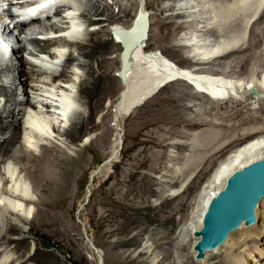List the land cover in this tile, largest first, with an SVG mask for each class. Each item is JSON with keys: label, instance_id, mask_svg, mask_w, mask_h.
<instances>
[{"label": "bare ground", "instance_id": "1", "mask_svg": "<svg viewBox=\"0 0 264 264\" xmlns=\"http://www.w3.org/2000/svg\"><path fill=\"white\" fill-rule=\"evenodd\" d=\"M212 1L202 5L200 0H173L171 8H162L161 13L171 14L156 22L155 45L161 38L171 39L172 44L159 50L145 51L151 37L147 15V37L127 58L123 78L116 75L122 66L123 47L112 32L129 30L139 14H146L148 7L140 0H47L49 5L31 7L35 15L53 16L25 23L60 38L32 41L50 59L29 52L36 58L32 62L25 53L10 64L0 61V264H57L41 260L40 245L25 234V226L38 219L33 207L38 200L16 164L27 162L41 177L46 174L44 183L39 180L43 185H51L54 170L59 168L60 182L55 185L66 189L71 180L76 186L83 174L74 179L72 164L76 168L95 140L104 144L114 132L103 166L98 172V167H88L89 185L107 177L120 160L129 159L125 158L128 151L138 149L135 163L114 181L113 185L120 186L114 192L124 201L132 192L139 195L125 183L134 181V185L137 177L140 187L156 179L149 194L160 200L159 207L151 208L146 205V192L140 193L141 207L156 214L153 225L146 220L147 225L140 227L123 215L126 226L118 225L116 234L139 231L114 242L115 248L126 249L111 255L116 264H264V197L255 208L253 224L241 223L201 259L194 251L199 240L194 233L202 227V215L212 196L223 190L233 172L264 158V9L257 14L264 0H258L252 10L247 0ZM251 22L249 38H237L235 33L225 38L228 28ZM10 43L0 36V54ZM177 53L186 58L184 67L174 59ZM143 108L147 109L134 119L132 133L124 129L121 134L119 126ZM113 120L116 123L111 127ZM102 126L105 129L98 134ZM146 149L153 151L136 157ZM9 154L15 163L4 158ZM166 154V163L155 168L154 161ZM143 168L157 169L154 179L139 171ZM56 199L45 205L47 211L64 212L63 198ZM129 205L125 208L131 210ZM61 212L58 217L65 224ZM41 214L50 215L44 210ZM13 232H19L16 240L9 237ZM67 239L75 263H83L77 239ZM92 253L95 260L101 257L95 247Z\"/></svg>", "mask_w": 264, "mask_h": 264}, {"label": "rangeland", "instance_id": "2", "mask_svg": "<svg viewBox=\"0 0 264 264\" xmlns=\"http://www.w3.org/2000/svg\"><path fill=\"white\" fill-rule=\"evenodd\" d=\"M140 1H141V4L143 6L145 5L148 7L146 13L150 16L149 17V21H150L149 35L151 37H150V40L148 41L149 45L145 46V47H147V49L145 51H147V50L151 51L152 49L159 50V47H163V46L168 47L169 45L172 44L171 39L167 40V39L161 38V40L157 42L158 46L155 45V41H157V38H155V36L159 32V29L156 27V22H160L163 18H167L168 16H170V14H171L170 11H167L165 13H161V9L166 8L168 10L169 8H171L174 5L173 0H140ZM208 1L209 0H206V1L200 0V4H202L203 2L204 3L202 5L208 4V3L209 4L215 3V1L213 2L212 0H210L209 2ZM248 1L250 3L247 5V7H249L251 10L255 9L254 7L257 6L258 0L257 1L256 0L255 1L254 0H247V2ZM194 3H197V1H194ZM250 5L253 6V8ZM263 9H264V2L262 3L261 8L257 14L258 15L262 14L261 11ZM254 18H256V17H254ZM176 22L180 23V21H176ZM251 25H252V22L245 24L246 27L243 25V27H241V28H239V27L234 28V29L230 28V30L228 28L227 29L228 34L225 35V38H227L228 35L230 37H232L233 33L236 34V35L234 34L235 36H237V34H238L237 38H239V37L241 38L242 35L244 38H246V37L249 38L248 33L250 32ZM231 30H232V32H231ZM225 32H226V30H225ZM177 55L176 54L174 55L175 57L177 56L174 59L176 61H181L180 67H184L188 63V62H186L187 61L186 58L180 56L178 53H177ZM115 56H116V54H115ZM220 68H218V69H220ZM216 69H217V67H216ZM236 78L239 79L240 77H236ZM166 91H163V92L165 93ZM146 109L147 108H143L141 110H138L139 112L135 111L131 116L127 117V119L124 121V123L121 124V127L119 126V131H121V134H123L124 129H125L124 131L129 130V134L132 133V129L134 126L133 124H135V122H136V121H134V119L136 120L137 116L139 114H141L142 112H144ZM115 123H116L115 120H113L111 122L110 126L114 127ZM131 127H132V129H131ZM178 128H180V127H178ZM104 129H105V127L102 126V128H100L97 133L101 134V132H103ZM114 137H115V132L110 134L109 137L106 139V141H104L105 145L103 143L100 145L99 144L100 142L98 141L99 143H97L95 140V142L92 143L91 147L88 148L89 151H86L85 154L83 155V157L80 159V162H78L75 165V167L77 166L78 168L77 167L74 168V165L72 164V167H73L72 169L75 173V174L72 173V176L74 175L73 176L74 179H75V176L76 177L81 176L82 174H83L82 175L83 177L80 180L79 185H76V186H75L74 182L70 180L71 183L69 182V185L66 186V189L62 185H60L59 187H58V185H55V184L60 182V180L58 179L59 178V172H58L59 168H56L54 170V177H52L54 184L52 182L51 185H43L42 182H40L39 180H42L44 183L45 182L44 178L46 177V174L42 173V177H41L40 176L41 173H37L36 169L33 168L32 164L26 165V164H28L27 162H18L16 164L17 168H19L22 171V176L30 184L31 189L33 190L34 197H36V199L38 200L37 203H35V205L33 206L35 211L38 210V213H39V215H37L38 219L35 220L36 221V223H34L35 225L32 224L33 227H32V225H29L31 227H29L27 225L25 226L26 227L25 234L27 237L28 236L30 237V238H28V240H35V242L38 244V247L40 245V247L38 248L39 249L38 256L40 257L41 260H43V261L44 260L45 261H51L52 260L57 264H74L75 263V253L73 251V247H71V246L69 247L70 242L67 239V237L69 236V237H74L75 240L77 239L76 240L77 245L79 246V248L78 247L77 248L80 250V252L82 254H84L83 255V257H84L83 261L84 262L83 263L78 262L77 264H102V261H103V264H116V261L114 260V256H111V255H113V253H117V252H125L126 249L124 250L121 247L115 248L113 246L114 242L117 239H122V238L127 239L128 234H131V236H132L133 234L137 233V231H139V229H133L134 231L131 230L128 232V234H126V233L125 234H116L115 228L118 225L120 226L123 224V226L124 225L126 226L124 221H122L125 219V218H123V215L126 214L128 216V219H127L128 222H129V220H131L130 223L133 222L134 225L138 224V226L144 227L147 225L146 220H150L149 224L153 225L154 216L156 214H154L151 211V209L149 210V209H144L143 207H141L143 205L141 204L140 196L143 192H144L143 195L146 192V195L149 197V199H148L149 203H146V205L150 206L151 208H153L155 206L159 207V203H160L159 198H153V194L152 193L149 194L152 190L155 189L154 184H155V181L157 182L156 179L154 180V183H152V185L151 184H149V185L145 184L144 186L139 185L140 187H138V183L140 180L137 177H135L134 180L138 183H136L134 185H131V183L132 184L135 183L134 181L130 182V183H125L124 185L127 187L134 186L135 189H137V191L139 192V195H138V193L132 192L124 201L123 200L121 201L120 197L118 199L117 198L118 195L114 192L120 186L119 185L115 186L113 184L116 183L120 179V177L122 176L121 173H124L127 171V169H128L127 167H129V165H133V163H135L134 156L136 155V153H138V152H136V150H138V149H132V150L128 151L125 154V156H126L125 158H127V156H128L129 159H126L125 161H123V159H122L123 158V152H122V156H121L122 160H120L118 162V163H120L119 166L117 168H110L108 171L107 177L97 179V180H95L96 182L92 183L93 185H89L92 181V180H90V183H89V179H88L89 173L91 171L90 169H93L94 167H98L97 168V172H98L100 167L103 166L104 155L109 150L108 148H109L110 143L112 142V144H113ZM99 139L102 140L101 138H99ZM107 141H108V144H106ZM130 144H131V142H130ZM102 145H104V146H102ZM149 147L156 148L153 145H150ZM90 149H92L93 151H91ZM152 151H153V149H146L143 153H140L139 155L137 154L136 157L149 155V153ZM183 153H185V155L188 154V152H184V151H183ZM59 154L60 153H57V155H59ZM62 154H60L59 156H61ZM167 154H166V157L164 156V158L162 160L161 159H158L156 161H154V159L152 160V161H154L155 168L157 167V169H159L158 168L159 165H161L164 162L166 163V160L168 158ZM4 158H6V159L8 158L9 160L12 161V159H10V154L7 156H4ZM62 158H65V155H63ZM12 162L15 163L14 161H12ZM147 165H148V163H147ZM25 166L27 167L26 168L27 171L23 170V167H25ZM123 166H124V168H123ZM157 169L154 172H152L151 170L146 169V168L140 169L139 171L141 173L147 172L153 178L154 174L156 172H158ZM76 171L79 172L80 174L77 173ZM114 172L117 173L118 175H115V176L112 175L111 176V174H115ZM109 176H111V177L109 178ZM113 179H115V180H113ZM114 181H116V182H114ZM181 182H182V180H181ZM70 184H71V188H70ZM77 186H79V187H77ZM89 186H92L91 187L92 188L91 189V195H90V192L88 190ZM142 189H144V190L142 191ZM76 191H77V194L75 193ZM119 191H123V190H121V188H120ZM86 193H87V195L84 198V194H86ZM112 193L113 194L115 193V194L113 195ZM70 194H72L73 196ZM129 197H132V198H129ZM56 198H59V199L63 198L64 212L62 209H54V210L48 209V211H47V207L45 205L46 204H52V201L57 200ZM83 198L85 199V201L83 204L80 205ZM134 198H136V199H134ZM151 198H152V200H151ZM69 200H71V202ZM42 204H44V205H42ZM128 204L132 205L131 210L129 208H127L128 210L125 208V207H128ZM136 204L140 205V206L138 207ZM67 207L69 210L67 209ZM169 208H170V206H168L166 208V211H169L168 210ZM42 210H44V212L45 211L49 212L50 215L47 217H43L42 214L40 215ZM58 212L59 213L61 212L63 214V216H64L63 219H64L65 224H63L62 220L60 219L61 217L60 216L58 217V214H59ZM54 216H55V218H54ZM141 222H143V223H141ZM68 227H70V229ZM48 228H50V229H48ZM65 228H67V229H65ZM29 229H30V232L27 233V230H29ZM62 229H63V231H62ZM54 230H55V232H54ZM9 237H12V238H14V240H16V238H19V232H13V233L9 234ZM14 240L11 243H15L16 241H14ZM48 241H50V242H48ZM94 247H95V249H98L99 252L101 253V257L97 260L94 259L93 253H92V250ZM95 252H97V250H95Z\"/></svg>", "mask_w": 264, "mask_h": 264}, {"label": "water", "instance_id": "3", "mask_svg": "<svg viewBox=\"0 0 264 264\" xmlns=\"http://www.w3.org/2000/svg\"><path fill=\"white\" fill-rule=\"evenodd\" d=\"M147 13L139 14L129 30H115L113 38L120 42L121 69L116 74L123 78L127 72L126 61L130 53L147 37ZM124 71V72H123ZM264 197V158L249 163L233 172L225 181V187L210 199L202 215L201 229L194 233L199 240L194 246L197 259L206 250L214 249L223 243L227 235L241 223L249 226L255 222V208Z\"/></svg>", "mask_w": 264, "mask_h": 264}, {"label": "snow or ice", "instance_id": "4", "mask_svg": "<svg viewBox=\"0 0 264 264\" xmlns=\"http://www.w3.org/2000/svg\"><path fill=\"white\" fill-rule=\"evenodd\" d=\"M48 2H51V0H48ZM43 6V5H42Z\"/></svg>", "mask_w": 264, "mask_h": 264}]
</instances>
